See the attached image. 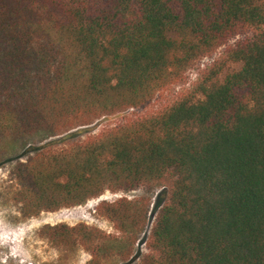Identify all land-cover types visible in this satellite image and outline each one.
<instances>
[{"label":"trees","instance_id":"obj_1","mask_svg":"<svg viewBox=\"0 0 264 264\" xmlns=\"http://www.w3.org/2000/svg\"><path fill=\"white\" fill-rule=\"evenodd\" d=\"M237 37L192 91L74 140L148 109ZM35 139L9 193L24 218L168 188L138 264H264V0H0V150ZM150 206L102 202L115 235L80 223L41 236L87 264L129 263Z\"/></svg>","mask_w":264,"mask_h":264},{"label":"rangeland","instance_id":"obj_2","mask_svg":"<svg viewBox=\"0 0 264 264\" xmlns=\"http://www.w3.org/2000/svg\"><path fill=\"white\" fill-rule=\"evenodd\" d=\"M243 39V37H237L214 54L199 60L188 71L184 82L175 91L157 99L148 109L132 110L121 115L103 118L92 126L81 128L78 132L79 135L74 140L87 139L123 124L130 117L160 110L180 94L192 91L203 73L221 61L227 50ZM37 140L39 139L32 141L33 144L31 145L11 144L7 149L0 150V264H87L91 260V256L83 248L71 250L54 246L41 236L42 229L48 225L67 224L75 226L85 223L115 235L117 231L114 225L109 220L101 218L97 214V208L102 202L113 203L122 198L129 200L148 199L151 203L148 224L145 231L140 235L138 244L135 245V251L129 263L124 262L120 257H110L103 264H138L141 257L148 253L146 244L160 210L169 200V189L141 186L128 192L108 190L102 196L91 199L84 205L24 218L20 208L11 201L9 193L16 185L13 177V170L16 165L27 159L31 149L43 145L37 143Z\"/></svg>","mask_w":264,"mask_h":264}]
</instances>
